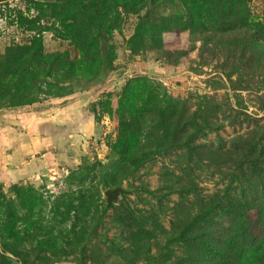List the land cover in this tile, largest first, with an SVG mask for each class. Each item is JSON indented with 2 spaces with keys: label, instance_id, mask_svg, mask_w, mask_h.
<instances>
[{
  "label": "rangeland",
  "instance_id": "obj_1",
  "mask_svg": "<svg viewBox=\"0 0 264 264\" xmlns=\"http://www.w3.org/2000/svg\"><path fill=\"white\" fill-rule=\"evenodd\" d=\"M54 101L95 128L0 185V264H264V0H0V110Z\"/></svg>",
  "mask_w": 264,
  "mask_h": 264
},
{
  "label": "crops",
  "instance_id": "obj_2",
  "mask_svg": "<svg viewBox=\"0 0 264 264\" xmlns=\"http://www.w3.org/2000/svg\"><path fill=\"white\" fill-rule=\"evenodd\" d=\"M94 128L73 102L0 110V185L41 178L50 168V157L67 158L60 148Z\"/></svg>",
  "mask_w": 264,
  "mask_h": 264
},
{
  "label": "water",
  "instance_id": "obj_3",
  "mask_svg": "<svg viewBox=\"0 0 264 264\" xmlns=\"http://www.w3.org/2000/svg\"><path fill=\"white\" fill-rule=\"evenodd\" d=\"M121 193V188L117 187L114 189H109L106 192V197H107V201L108 204H112L114 202V200L116 199V197Z\"/></svg>",
  "mask_w": 264,
  "mask_h": 264
}]
</instances>
